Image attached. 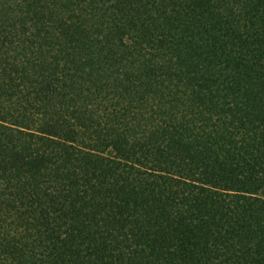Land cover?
<instances>
[{"label":"trees","instance_id":"trees-1","mask_svg":"<svg viewBox=\"0 0 264 264\" xmlns=\"http://www.w3.org/2000/svg\"><path fill=\"white\" fill-rule=\"evenodd\" d=\"M0 264H264V0H0Z\"/></svg>","mask_w":264,"mask_h":264}]
</instances>
